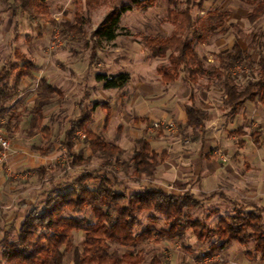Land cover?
<instances>
[{
    "label": "rangeland",
    "instance_id": "obj_1",
    "mask_svg": "<svg viewBox=\"0 0 264 264\" xmlns=\"http://www.w3.org/2000/svg\"><path fill=\"white\" fill-rule=\"evenodd\" d=\"M176 1L177 6H172L171 9H173L174 12H179L188 7L191 11L193 22L204 17L205 13L208 11L217 10L229 13V17L226 19L223 26L224 28H228L225 34L220 32L222 29L220 28L214 34H207L203 43L195 42L194 44L197 53L202 57H206L207 65L214 64L215 56L224 50L230 49L235 42H239L243 47H246L251 43V35L260 37L262 49H264V17H261L256 22H249L247 13L250 7L245 2L247 0ZM84 2L85 0H45L48 15L53 21V23H51L41 19L31 20L30 17L22 12L18 13L17 19H14L12 16L14 0H0V69L6 64L8 59L14 60L15 52L17 51L26 59L33 61L38 66L45 69L47 77L52 78V83L55 85L58 83V86L60 85L61 88V94H55L50 101V98L42 94L38 87L36 88L33 86L35 90L31 92H23L22 90L25 95L23 99L13 100L7 104L10 113L14 115L18 114L21 119H25L26 116H29L27 117L28 119L30 117L33 118L34 107L36 105L40 107L41 105H46L47 108L55 107V112L51 115L49 120V123H51L54 129L51 139L55 140L57 146L59 144L58 149L61 153L54 169L46 174V177L49 179L48 185L50 186L46 185L47 187L43 188L44 194L36 199L35 204L28 212L34 207H42V201L45 200L47 191L51 189L59 191L61 187L70 186L73 179H76L84 172L93 173V180H89V182L85 180L82 181L78 187L76 186L78 190L86 185H95L100 179H104V177L111 181L114 190L125 192L126 194L143 191L146 186L141 185L142 181L154 183V175L151 178L142 177L140 180H136L137 178L133 176V169L131 167H126L125 170L122 169V167L128 163L133 153V140L141 135L140 130H138V128L134 129L133 127L136 125V122L133 121L135 113L129 107V99L136 90V84L137 86L142 84L143 80L156 91L153 93V97H162L164 95V89L170 91L167 95L165 93V100L170 99L173 92L180 85V87H183L182 84H184L181 79L170 83L171 85L164 84L157 74L156 69L160 64L167 65L169 63L168 54L164 58L152 59L141 43L144 36L163 38L171 36L174 26L167 16L169 7L168 0H158L157 3L146 12L133 10L123 14L118 37L113 42L101 43L99 47L92 38L93 31L111 8L119 6L122 3H127L128 0H108L104 5L93 9L85 8ZM201 7L202 10H200ZM86 11L88 15L85 14ZM76 13L84 14L83 16L86 17L85 21L88 20L86 23L85 21L82 22L83 25H85L80 27L79 33L66 34L65 30L61 32L62 23H74ZM237 30L241 31L244 38L237 39ZM15 31H17V34H15ZM180 39H186L187 41L193 40L194 43L190 30H185ZM255 46L257 51V49H259L258 44H255ZM260 53L264 56V50L260 51ZM174 55L176 56V54ZM239 70L240 68L237 67L234 73ZM71 72L75 73L76 76L74 77L71 75ZM120 74H127L129 80L125 86L113 90L104 89L103 81L97 79L98 75L117 76ZM236 77L241 85L251 80V75L248 70L241 73L236 72ZM8 83L12 85V79ZM201 84L204 85L205 81H202ZM33 85H36V83ZM143 86H147L146 88L149 87L145 84ZM213 88L216 93L213 94L214 97L211 102L215 106L212 111L218 112L219 114L226 113V109L222 106V94H219L221 88L219 85H213ZM17 95L16 93L15 96ZM31 96L34 98L33 102H30ZM112 96L115 97L113 98ZM40 98L43 101H41ZM105 98H111L110 109L112 111L106 127V110L102 107L94 106L95 100L96 102L98 101V103H103L105 101L110 103V100ZM77 99L78 101L82 99L83 102H85V107L88 106L90 109L93 108V119L89 128L99 133L108 141L115 144H117V142L120 143L119 146H121L122 152L116 154L112 160H104L100 158L98 154L92 153L83 139L81 140L80 136H77L74 142V150L76 152L78 150H83L86 155L90 156V162L78 168H73L68 164V157L63 150L60 140L63 139V132L69 127L68 121L72 118H79L78 116L75 117L79 112L77 105H75V103L78 102ZM137 100L138 98L136 97V101ZM251 103L253 102H248L244 106L246 108L245 115L248 118L247 120L239 116L237 119L235 118V122L231 124L230 122L233 121L236 115L228 116L225 114V122L227 124L230 123L228 128L237 129L239 125L242 131L237 134L228 132L226 136L224 135V138L228 140L231 136L234 137L233 143L231 142V145L228 147V152L231 158L230 162L235 171L238 172L240 176L244 177L249 185H251V182L255 181L257 182V187H260V184L264 183V166L260 168L262 171L258 174V168H255L256 164L252 163L251 166L244 162L245 154H248V150L247 147L244 148L245 144L243 139H249L250 134L257 131H260V142L262 137H264L262 136V133H264V131H262L264 130V110H262L259 105H256L257 107H252ZM250 106L253 112H257L258 109L262 111L260 115L256 113L257 118L255 117V121H249L251 116L249 111ZM245 108H243L242 111H244ZM238 113H241V110ZM0 119L2 120V124L6 121V118L0 117ZM14 123L15 121L12 120V124ZM2 124H0V126ZM172 124L173 126L170 130H163V128L154 129L153 124L148 126V132L149 134L151 133L148 138L151 140L152 149L157 153H161L164 149L172 147L173 156L178 147L185 146L183 149H186L188 146L194 147L195 136L193 130L178 125L175 121H172ZM20 127L22 128V135L26 136L25 146L28 147L33 143V141L29 139L30 137L28 134L34 129L36 130V128H31L30 122L29 124L25 122ZM0 129L10 139L7 134L8 132L3 127ZM203 135L205 136V133ZM239 140L241 145L236 143ZM184 141L188 142L187 145L184 144ZM233 149H238L237 157L232 154ZM262 156L264 155H261V157ZM174 158L173 161L177 162V156H174ZM227 161H229V159H226V162ZM255 174H257V176H255ZM34 180L36 181L37 179L35 178ZM192 180H194V177ZM19 184L21 185V183ZM238 185H240V187L244 186L242 183H238ZM162 188L163 191H169L171 193H191L194 195V183L190 180H186V182L185 180L181 182L176 181V183H170ZM221 193L222 194L219 193V195L216 196V200L211 202H208V199L198 198V193L194 195L196 199L202 201V205L199 209L190 211L189 216L192 219H197L204 226H208L203 232L204 235L209 233L207 230L214 229L215 224L221 218H226V223L229 225L232 224L233 221H231L230 218L234 215H238V213L252 211V214L259 215L261 221L264 222V206H262L264 204H262V201L239 198V202L236 203L234 200L237 199L236 197L228 192ZM26 198L29 199L30 195ZM258 204L261 205L259 206ZM151 215L156 218L154 221L158 228L167 226L161 214L146 211L138 215L139 223L134 228L135 233L141 231L150 223L149 217ZM72 217L90 218V212L72 213ZM180 221L186 223L180 224V227H187L184 239L181 241L176 239H166L159 243L149 241L136 247L111 244V251H118L121 254L140 251L146 262L153 256H157L163 261V264H228V258H231L232 261L235 260V264H264V260H260V258H258L260 257L259 254L254 252V244L252 241L247 242L245 245L233 242L222 251V253L218 252L213 255H206L215 238H212L213 240L197 241L193 230L188 228L193 220L180 218ZM18 229L19 225L18 227L5 226L4 230L0 233V246L4 239L14 241ZM72 238L74 243L79 245L83 241V232H73ZM248 252L253 255L252 259L247 257ZM64 264H72L71 254L67 256Z\"/></svg>",
    "mask_w": 264,
    "mask_h": 264
},
{
    "label": "trees",
    "instance_id": "obj_2",
    "mask_svg": "<svg viewBox=\"0 0 264 264\" xmlns=\"http://www.w3.org/2000/svg\"><path fill=\"white\" fill-rule=\"evenodd\" d=\"M107 1L85 0L84 7L93 9ZM157 1L128 0L127 3L111 8L92 33L95 44L99 47L101 43L113 42L118 37L123 14L133 10L146 12ZM245 2L250 7L247 13L249 22L253 23L264 17V0ZM13 4L14 19L22 12L31 20L41 19L53 23L48 15L45 0H14ZM168 6L167 16L174 26L171 36L165 38L144 36L141 43L152 59L164 58L168 54L169 63L160 64L156 69L164 84L181 79L189 87L190 93L184 104L187 120L185 127L193 130L194 134L206 131L208 113L196 105L195 93L198 90L210 89L213 85H219L221 88L222 106L228 116L237 115L248 102H253L264 110V56L260 53L264 49L260 37L251 35V43L246 47L235 42L230 49L215 56L214 64L207 65L206 57L197 53L194 44L203 43L207 34H214L220 28H222L220 32L225 34L228 28L223 26L229 13L208 11L204 17L193 22L188 7L174 12L171 8L177 6L176 0H168ZM83 15L76 13L74 23H62L61 32L65 30L66 34L79 33L80 27L85 25L82 23L86 18ZM185 30L191 31L194 43L193 40L180 39ZM15 32L17 34V31ZM236 34L237 39L244 38L240 30H237ZM255 44H258V52ZM14 57V60L8 59L0 69V117L6 118L0 128L3 127L8 136L16 129L21 117L18 114H11L7 104L15 97L20 80L31 78L36 69L34 63L21 53L16 51ZM237 67L240 70L236 72L248 70L251 80L241 85L237 81L236 72L234 73ZM11 79L13 83L9 85ZM97 79L103 81L104 89H117L126 85L129 76L98 75ZM202 81H205L204 85L201 84ZM46 87L51 92H58L54 87ZM12 120L15 121L14 124ZM90 120V113L84 112L79 119L72 120L64 132L61 145L68 157V164L73 168L90 162V156L83 150L77 152L74 150V137L78 131L84 132V143L90 151L104 160H112L116 154L122 152L118 145L106 141L100 134L90 130L87 127ZM241 131L242 129L238 128L232 133L237 134ZM259 134L260 131H257L251 135L256 146L259 145ZM166 158L165 151L157 153L152 149L145 129L142 137L134 141L133 153L122 169L131 167L136 180L142 177L151 178L156 168ZM92 177L93 173L84 172L73 179L70 186L61 187L59 191L56 189L47 191L46 198H49L42 201L41 208L34 207L26 214L14 241L4 239L0 246V264H64L69 254L72 264H163L157 256L146 262L140 251L121 254L118 251H111L110 245L136 247L149 241L156 243L166 239L181 241L187 227L179 226L183 223L180 218L193 220L188 228L193 230L197 241L215 238L206 255L221 252L233 242L245 245L252 241L254 252L264 260V222L259 215L252 214V211L232 216L230 220L233 223L230 225L226 223V218H221L214 229L207 230L209 233L204 235L203 232L208 226L189 216L190 211H195L202 205V201L196 199L193 194L174 195L159 188H145L138 193L126 194L114 190L113 184L106 177L95 185L76 189L82 181L93 180ZM85 211L90 212L91 219L72 217V213ZM146 211L161 214L167 226L158 228L154 221L156 218L151 215L150 223L135 233L134 228L139 223L138 215ZM73 232H83V241L79 245L73 241Z\"/></svg>",
    "mask_w": 264,
    "mask_h": 264
},
{
    "label": "crops",
    "instance_id": "obj_3",
    "mask_svg": "<svg viewBox=\"0 0 264 264\" xmlns=\"http://www.w3.org/2000/svg\"><path fill=\"white\" fill-rule=\"evenodd\" d=\"M34 65L36 66V69L33 72V76L31 78H23L20 80L17 90L19 91L17 92L18 95L15 96L11 101L21 98L23 99L25 97L23 92H31L35 90L33 89V86L36 88L38 87L42 94H45L46 97L50 98V101L55 94H61L60 85L58 86V83L56 85L52 83L53 80L51 77H47L45 69H43L41 66H38L36 63H34ZM71 73V75L74 77L76 76L75 73ZM35 83L36 85H33ZM144 84L149 86V84L145 83L144 80L142 81V84H139L138 86L136 84V90L133 96L129 99V107L135 113V118L133 121L136 122V125L133 127L134 129L138 128L141 134L133 140L132 147L134 141L142 137L145 129L147 131V140L151 144V140L148 138V136L150 137L151 133L149 134V129L147 128L149 125H152L155 122L172 123V121H175L178 125L185 126L187 121L184 104L187 101L190 89L186 84H182L183 87H180V85L173 92L170 99L166 100L165 93L167 95V93L170 91L164 89V95L162 97L156 98L153 97V93L156 91H154L151 86L146 88L147 86H143ZM46 86L54 87L58 90V92H51ZM214 93L216 92L213 87L207 90L203 89L196 91L195 93L196 105L198 107H202L208 113L206 131L204 132L205 136L203 135L204 133L194 134V147L188 146L186 149H183L185 146L178 147V149L175 151V155L173 156L172 147L164 149L163 152H166L167 158L156 168L153 178L155 182L142 181L141 185H145L146 188H159L163 191L162 187H166V185H169L170 183H176V181L181 182L182 180H185L186 182V180H190L194 183V195L195 193H198V198H203L206 200L208 199V202L216 200V196H218L219 193L222 194L221 192H228L237 198L234 199L236 203L239 202V198H247L254 200L257 199L260 202L262 201V204H264V183H261L260 187H257V182L255 181L251 182V185H249L246 179L235 171L233 165L230 162L231 158L228 152V147L231 145V142L233 143L234 137L231 136L228 138V140L224 138V135L226 136L228 132L232 133V131H235L236 128H228L230 123L233 124L235 122V118L237 119L239 116H241V118L244 120L248 119L245 115V105L243 106L245 110L242 111V108L241 113H238L233 118V121L227 124L224 118L226 113L219 114L218 112L212 111L215 108L213 103H211ZM219 94H222L221 90L219 91ZM33 96L30 97V102H33ZM136 97L138 98L137 101ZM105 99H109L110 103L107 101L98 103V101L96 102L95 100L94 106L102 107L106 110V127L111 117L112 111L110 109L111 98ZM40 100L43 101L41 98ZM76 103L75 105H77L79 112L75 117L78 116L80 118L84 112L90 113L91 120L87 125L89 128V125L93 119V108L90 109L88 106L85 107V102H83L82 99ZM256 105L257 104L255 103H251L252 107H257ZM251 106L249 108L251 113L249 121H255V117L257 118L256 113L260 115L262 114V111L261 109H258L257 112H253L251 110ZM34 108V117H30L28 119L27 117L29 116H26L25 119L22 118L11 136H9L11 139V148L6 164L2 167L0 166V233L4 230L5 226H21L28 210L35 204L36 199L40 198L44 194L43 188L50 186L48 185L49 179L46 177V174L54 169L61 153L58 149L59 144L57 146L55 140L51 139L54 129L51 126V123H49V120L51 115L55 112V107L47 108L46 105H41V107L36 105ZM72 119L68 121L69 124ZM25 122L28 124L30 122V127L36 128V130L34 129L28 134L30 137L29 139L33 141V143L28 147L25 146L26 136L22 135V128L20 127ZM238 128H240L239 125L237 129ZM164 129L166 130V128H163V130ZM252 133L250 134L249 139H243L245 144L244 148L247 147L248 150V154H245L246 156L244 162L251 166L252 163L256 164L255 168H258L257 173L260 174L262 171L260 168L264 166V156L261 157V155H264V153H262L264 152V137H262L260 142L259 136V145L256 146L253 142V137L251 136ZM80 135H84V138H81V140L83 139L84 141V132L78 131L75 133L74 142L75 139H77V136ZM262 136H264V133H262ZM61 141L62 139L60 140V143ZM187 143L188 142L186 141L184 144L187 145ZM236 143L241 145L240 140ZM119 144L120 143L117 142L116 145L119 146ZM232 154L237 157L238 149H233ZM174 156H177V162L173 161V159H175ZM226 159H229V161L226 162ZM255 176H257V174H255ZM193 177L194 180H192ZM35 178L37 179L36 181H39L36 182L34 180ZM19 183H21V185ZM238 183H242L244 186L240 187ZM172 194L179 195L180 193L172 192ZM28 195H30L29 199L26 198ZM220 253H222V251ZM247 257L252 259L253 255L248 252ZM234 261H232L231 258H228V264H235Z\"/></svg>",
    "mask_w": 264,
    "mask_h": 264
},
{
    "label": "built area",
    "instance_id": "obj_4",
    "mask_svg": "<svg viewBox=\"0 0 264 264\" xmlns=\"http://www.w3.org/2000/svg\"><path fill=\"white\" fill-rule=\"evenodd\" d=\"M0 124H2V120L0 119ZM172 123H163V122H155L153 123V128H166L170 130L172 128ZM80 138H84V135H80ZM10 139L6 136L4 132L0 129V166H4L7 161V157L10 151Z\"/></svg>",
    "mask_w": 264,
    "mask_h": 264
}]
</instances>
